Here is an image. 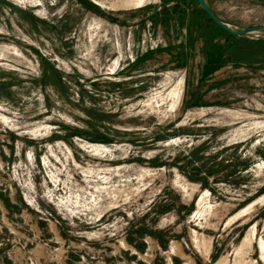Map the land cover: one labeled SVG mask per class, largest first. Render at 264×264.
I'll return each instance as SVG.
<instances>
[{
	"label": "rangeland",
	"instance_id": "1",
	"mask_svg": "<svg viewBox=\"0 0 264 264\" xmlns=\"http://www.w3.org/2000/svg\"><path fill=\"white\" fill-rule=\"evenodd\" d=\"M134 1L0 0V264H264V63L194 0ZM207 4L264 25V0ZM201 145L246 170L211 194Z\"/></svg>",
	"mask_w": 264,
	"mask_h": 264
},
{
	"label": "trees",
	"instance_id": "2",
	"mask_svg": "<svg viewBox=\"0 0 264 264\" xmlns=\"http://www.w3.org/2000/svg\"><path fill=\"white\" fill-rule=\"evenodd\" d=\"M210 24L215 30H217L218 32H220L222 35L226 36L229 39V43L226 46L225 53L227 54L230 62L236 64L239 63L253 64L259 62L264 63V39L249 40L245 36L236 37L216 26L211 20H210ZM100 142H105V141H100ZM202 145L199 148L193 149L189 153V161L187 163L191 167L193 165H196V168L193 167L192 169V174H194L195 176L193 177V180L201 184V188H207L211 194L214 191L205 185L204 182L205 179L209 178L210 176L219 175V174L224 179H227L230 178L231 176L236 177L239 174H241L244 170H246L247 168L246 160H240L239 156H236V158L233 157L234 158L233 161L235 160L239 165H237V163L233 161H231L230 162L231 164H229V162L222 161V159L216 161V156L218 153H216L214 156L211 157L206 153L205 151L206 149H204ZM208 160H212V163L209 164ZM178 162L179 159L177 158L174 164L177 166V169L182 172V167L180 165H177ZM160 164H164V163H158L157 160L153 161V166H158ZM175 202L173 203L175 205L163 204V205H159L156 208L154 205L153 208L156 209V215L158 214L162 215L168 213L171 209L175 208L174 206H176L177 213H180L182 210L185 211V215H189L191 213L192 206L185 207L178 201V199H175ZM136 235L140 238L141 235H143V233L139 232L136 233ZM141 249L142 248L138 250L141 251Z\"/></svg>",
	"mask_w": 264,
	"mask_h": 264
},
{
	"label": "water",
	"instance_id": "3",
	"mask_svg": "<svg viewBox=\"0 0 264 264\" xmlns=\"http://www.w3.org/2000/svg\"><path fill=\"white\" fill-rule=\"evenodd\" d=\"M198 6L205 12V14L208 16V18L219 28L224 30L225 32L236 36V37H241V36H246L247 34L254 33V32H264V25L261 26H256V27H250L246 29H242L239 31H234L230 29V27L227 24H224L219 20V18L212 12L210 7L207 4V0H194Z\"/></svg>",
	"mask_w": 264,
	"mask_h": 264
},
{
	"label": "bare ground",
	"instance_id": "4",
	"mask_svg": "<svg viewBox=\"0 0 264 264\" xmlns=\"http://www.w3.org/2000/svg\"><path fill=\"white\" fill-rule=\"evenodd\" d=\"M143 2L144 0H135L133 3L134 8L141 7L143 5ZM178 94H179L178 91H172L168 96L171 109H174L176 107L177 100H178Z\"/></svg>",
	"mask_w": 264,
	"mask_h": 264
}]
</instances>
